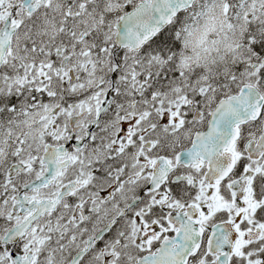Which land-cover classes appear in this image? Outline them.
Instances as JSON below:
<instances>
[{
  "label": "snow or ice",
  "instance_id": "1",
  "mask_svg": "<svg viewBox=\"0 0 264 264\" xmlns=\"http://www.w3.org/2000/svg\"><path fill=\"white\" fill-rule=\"evenodd\" d=\"M0 264H264V0H0Z\"/></svg>",
  "mask_w": 264,
  "mask_h": 264
}]
</instances>
